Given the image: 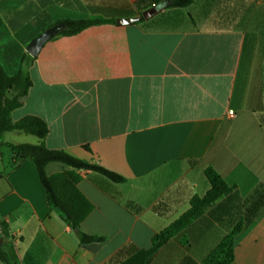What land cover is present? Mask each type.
Segmentation results:
<instances>
[{
    "label": "crops",
    "instance_id": "0c3cea01",
    "mask_svg": "<svg viewBox=\"0 0 264 264\" xmlns=\"http://www.w3.org/2000/svg\"><path fill=\"white\" fill-rule=\"evenodd\" d=\"M153 5L0 0V64L9 76L28 72L32 82L11 119H42L47 148L125 178L117 184L79 173L77 187L93 205L79 231L103 238L81 245L48 208L34 164L14 166L6 146L41 140L4 133L0 221L16 264H26V256L30 264H214L213 252L240 221L229 264H264V0H193L125 26L107 22L56 34L35 58L26 52L60 21L137 17ZM67 169L50 163L45 171ZM206 169L230 192L154 243L193 196L210 189Z\"/></svg>",
    "mask_w": 264,
    "mask_h": 264
},
{
    "label": "trees",
    "instance_id": "16d2710c",
    "mask_svg": "<svg viewBox=\"0 0 264 264\" xmlns=\"http://www.w3.org/2000/svg\"><path fill=\"white\" fill-rule=\"evenodd\" d=\"M193 0H154L155 4H163L167 8H186ZM115 23V20H105L92 17L82 20H63L58 22L63 26L57 34L63 36L74 35L88 27L103 23ZM1 26V21H0ZM25 58H29L25 55ZM32 82L28 72L19 70L15 75L9 76L0 64V143L6 132H22L37 137L39 144H6L11 151L13 165L29 159L37 169L40 182L45 189L46 204L49 209L56 210L63 221L78 233L81 245L101 242L102 237L89 236L79 231L81 223L93 210L91 202L80 192L77 187L81 177L80 172H95L113 183H124L125 178L100 165L75 158L63 150L49 149L42 140L48 134L46 123L36 116H25L17 121L11 119V112L22 105V99L27 95ZM50 163H58L68 169L52 175H47L45 168ZM205 176L209 182L210 189L202 197L193 196L189 202L188 210L168 227L160 231L153 238L154 243H164L178 232L185 229L192 221L200 217L217 200L230 192V187L212 169L205 170ZM242 222H238L230 234L213 252L214 264H229L232 261L233 239L241 231ZM6 223L0 221V261L5 264H16L17 259L12 246L4 239L8 237ZM25 263L30 264L26 256Z\"/></svg>",
    "mask_w": 264,
    "mask_h": 264
},
{
    "label": "water",
    "instance_id": "95a60500",
    "mask_svg": "<svg viewBox=\"0 0 264 264\" xmlns=\"http://www.w3.org/2000/svg\"><path fill=\"white\" fill-rule=\"evenodd\" d=\"M163 8L162 5H153L152 7L146 9L143 11L139 16L137 17H127V18H117L115 19V24L118 26H125L132 24L134 22H137L139 20H147L157 14L159 11H161ZM62 28V25L58 24L53 26L52 28L44 31L43 33L39 34L37 37H35L26 47V52L33 58L37 56L43 45L51 39L54 35L57 34V32Z\"/></svg>",
    "mask_w": 264,
    "mask_h": 264
},
{
    "label": "built area",
    "instance_id": "2783aa9c",
    "mask_svg": "<svg viewBox=\"0 0 264 264\" xmlns=\"http://www.w3.org/2000/svg\"><path fill=\"white\" fill-rule=\"evenodd\" d=\"M229 114H230L231 116H233V112H232V111H229Z\"/></svg>",
    "mask_w": 264,
    "mask_h": 264
}]
</instances>
